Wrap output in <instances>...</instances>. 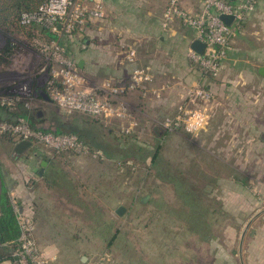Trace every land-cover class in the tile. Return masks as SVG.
Listing matches in <instances>:
<instances>
[{"label": "rangeland", "instance_id": "obj_1", "mask_svg": "<svg viewBox=\"0 0 264 264\" xmlns=\"http://www.w3.org/2000/svg\"><path fill=\"white\" fill-rule=\"evenodd\" d=\"M6 1L0 0L1 6ZM69 1L91 12L98 6L102 13L85 11L60 33L40 22L0 27V183L3 177L20 222L32 230V240L50 264H224L225 251L239 247L241 233L257 209L251 203L258 202L263 207L260 211L264 209V190H258L256 182L250 191L241 190L246 155H264L260 141L264 129L259 138L253 125L258 114L264 120V79L256 74L264 60L250 57L253 49L264 52V46L254 44L264 41L262 0L238 12L237 18H245L229 38L230 53L222 60L214 83L209 75L199 80V73L182 80L172 77V65L168 76L154 75L152 67L141 66L143 62L133 67L129 78L113 64L98 74L105 64L88 63L82 72L78 51L86 34L93 35L89 31L106 29V38L117 37L125 47L121 53L127 51V58L134 54L131 59L137 62L134 39L137 47L149 38L153 41L161 24L167 26L161 32L165 38L192 28L177 19L165 21L171 0ZM182 2L178 0L179 6L190 15L197 13L188 9L192 0ZM150 24L154 27L147 30ZM163 60L159 54L154 57L155 64ZM67 64L78 75L79 84L69 87L68 81L57 77L60 91L50 94L52 74L65 72ZM250 68L255 71L252 75L247 74ZM141 70L150 80L129 84L134 72ZM196 84L210 94L208 100L192 103L189 91ZM76 92L88 96L80 101L73 96ZM251 93L252 109L247 111ZM23 113L33 122L42 121L45 129L59 125L87 130L100 146L120 158L124 147L133 145L150 153L114 160L101 149L82 148L73 134L63 138L43 134L20 117ZM185 114L202 121L197 123ZM178 119L191 122L188 131L182 122L176 126ZM22 140L32 146L17 155L14 148ZM155 154L158 159L152 162ZM46 160L52 163L46 179L57 190L48 191L51 209L40 226L36 213L44 214L46 203L38 201L45 181L38 173ZM255 167L264 171V161ZM187 187L194 190V204L181 197ZM247 194L253 198L247 199ZM120 207L124 209L121 216L117 214ZM50 228L52 239L46 238ZM212 241L220 251L218 260H213ZM50 244L56 246L53 253L45 247ZM82 257L88 262H82Z\"/></svg>", "mask_w": 264, "mask_h": 264}, {"label": "crops", "instance_id": "obj_2", "mask_svg": "<svg viewBox=\"0 0 264 264\" xmlns=\"http://www.w3.org/2000/svg\"><path fill=\"white\" fill-rule=\"evenodd\" d=\"M181 4L183 5L182 0ZM194 4V5H193ZM188 5V9H193L191 11L193 12H199L202 8V0H192L191 3H187ZM262 7H264V0H262L261 2ZM176 21H178L180 24L184 25L182 21H180L179 19H177ZM174 22V21H172ZM153 28L154 26L152 24H150L147 28V30H150L149 28ZM166 25H160L159 27L157 26L156 28H158L157 32L159 33V36L156 39L152 41H149L146 43V41L137 47L136 43H137V39H134V42L132 43V46H135V48H137V53H138V60L137 62H131L129 61V58H127L125 56V54H127V51L125 52V54L123 55L121 53L122 49H125L123 43L121 44V41L118 40V38H113V39H109L106 38V34H107V30L100 28L97 32H91L93 35L89 36V34L87 33L86 37L81 41V46H80V50L78 51V53L80 54V58L78 59V67L82 72L87 71V65L88 63H103L105 64V66H100L101 69H98V74L99 73H104L106 71H108V65L109 64H113L114 66H116L118 73L122 72L123 70H125L127 72V76L128 78L131 76L132 71L135 69L133 68L134 66L136 67V64L139 62H143L141 64V66H149L151 68L150 73L152 72V69L155 71L154 75L156 74H161L162 76H168L167 74L170 73L168 72V68L171 67L170 65H172V73H170V75L172 74V77H176L177 79H181V77H185L187 75H189L190 73H194L196 74V76L199 73V80L201 79L200 77H203L204 74L202 73V70L200 69V67L198 66L197 63H195L190 54H191V44L193 41L197 40V35L196 32L192 29L187 30V32L185 31L183 34H170V36H167V38H165V35L162 34L161 32L164 30L166 32ZM116 31V29H115ZM160 34H162L160 36ZM264 42V41H263ZM262 41H258V42H254L255 46L258 45L259 46H264ZM74 43V42H73ZM76 43H74L75 45ZM79 44V43H78ZM122 48V49H121ZM255 49H253V52H251L250 57L251 58H255L261 56L262 59L264 60V52L263 53H259V52H255ZM230 53V51H229ZM159 54V57H162V60L165 58V60H163V64H159V62L156 61L157 64H155L154 62V57L157 58V55ZM262 54V55H261ZM123 55V56H122ZM264 64V61H261ZM159 64V65H158ZM264 67V65H260L258 66L256 69V74L258 75L259 79H264V76H262L259 73L260 68ZM158 69V71L156 70ZM101 70V71H100ZM251 71H248L247 74H253L252 69L250 68ZM101 75V74H100ZM99 75V76H100ZM117 75V74H115ZM253 77V76H252ZM120 79V78H118ZM211 79H213V83L215 81L214 77H212ZM109 80V79H108ZM198 81V80H197ZM262 81V80H259ZM256 82V84L259 83ZM104 84V83H103ZM117 84H121V81L118 82ZM213 87V85L211 86ZM43 98V97H42ZM253 96L252 93L249 94L247 96V106L248 109L247 111H249L250 109H252L251 106V100H252ZM45 101H49L47 99H44ZM260 116H262L261 114H258L257 116V120L255 123H253V125L256 126L257 129V133L256 136H260L261 134V129L264 128H260L261 126L264 127V120H259ZM253 120V119H252ZM251 120V121H252ZM250 121V122H251ZM260 138V137H259ZM260 141H262L264 143V135L261 136ZM249 158V159H248ZM244 159V158H243ZM245 160H249V162L243 160V166L244 169L242 173V181H241V190H245V191H250V189H253V183L256 182L258 184V190H264V171L260 170L259 167H255L257 165H259L261 162L264 161V155L263 154H247L245 157ZM254 161V162H253ZM42 162H46V166L44 167V171L42 174L38 173V177L40 179H42L44 181V183H42L43 186H41V188H39V190L41 189L42 194L38 197V201L41 202H45L46 204H43V206H45L46 212L44 214H42L41 210H38L36 214H40L39 215V224H41L40 226H44L42 225V223L44 224V222L47 220V213H49V208L48 207V198L51 197L48 194V191L51 190L53 191L54 189L57 190L54 187V184L50 183V180L46 179L47 175V171L49 170V167L52 165L51 161H42ZM41 162V163H42ZM226 165L227 162H225ZM248 164L247 167H245ZM42 167V166H41ZM255 169V170H254ZM52 170V169H51ZM53 175V174H52ZM48 181V182H46ZM38 188V187H37ZM35 189L36 191L38 189ZM73 190L76 189V186L72 187ZM247 199H252L253 197L249 194L246 195ZM246 198H244V200H246ZM256 207L257 209H255V213H253V215L249 218V220L247 221V224L253 219L251 225L249 226L248 230L245 232V235H243L244 231L241 233V239H242V235H243V246H242V250L240 251V248H234V247H230V249H227L225 252L224 256V264H264V209L262 211H260L261 208V204L256 202V203H251V206ZM255 214V215H254ZM259 214V215H257ZM257 215V216H256ZM47 222V221H46ZM45 230H48L45 227ZM46 238L52 239V231L50 228V231H47L46 234ZM215 244L213 243V241L211 242V246L215 249L216 251V245H212ZM46 248H48L52 253L54 252V250H56V246L53 244L50 245H45ZM220 252V251H218ZM217 251L214 252L213 255V260H218V253ZM220 256V253H219ZM223 258V257H222ZM82 261V260H81ZM88 262V260L86 261ZM84 262V263H86ZM1 264H13L10 261H3ZM213 264V263H212Z\"/></svg>", "mask_w": 264, "mask_h": 264}, {"label": "built area", "instance_id": "obj_3", "mask_svg": "<svg viewBox=\"0 0 264 264\" xmlns=\"http://www.w3.org/2000/svg\"><path fill=\"white\" fill-rule=\"evenodd\" d=\"M254 2L255 0H202L201 10L195 15H190L179 6L178 0H171L165 10L164 18L166 22L179 19L184 25L191 27L197 33V40L204 42L207 45L206 51L203 56L197 55L191 51L190 56L196 61L204 76L209 75L211 77H215L216 72L221 67L222 60L226 57V55H228L229 38L233 34V31L240 27L238 21H242L241 19L245 18L244 15L237 18L238 12H245L247 6L253 4ZM85 11L92 14L96 12V16H98L99 13H102L101 9H98V6H96L92 10L93 12H91V10L87 9L86 6L80 10L77 6L75 7L72 5L69 0H46L44 4L37 9V11L23 13L20 17V21L24 25L40 22L44 26L48 25L52 27L55 33H60L64 28L69 30L70 23L78 19L77 16H79V14L82 15ZM222 15L233 16V22L230 25H226L220 20V16ZM133 55L134 54H132V56ZM132 56L129 57V61L131 62H133L131 59ZM65 68H67V70L65 72H61V74L54 72V74H52V80H50L49 77L50 81L48 85L50 94L60 91L59 87L61 84H59V81L56 80L57 77L68 81L67 85H69V87H76L79 84L80 79L73 71L72 67L67 64V67ZM145 74L147 75L148 73ZM149 80V77L144 75V71H135L129 84L132 82L134 86H137L139 83L143 84ZM198 86L199 85L196 84L193 89L189 91V99L192 103H195L198 100H203V98H206L207 100L210 98V94L206 92L205 89ZM81 93L82 92H76V94H73L74 98L78 97L80 98V101H82L83 98L88 96H84V94ZM186 114L185 116L190 118V120L197 123L202 121L199 117L194 118V116H187L188 114ZM178 121L179 122L176 121V126H181L180 122H182V127L187 131L189 130L188 124H191V122L185 123L184 119L181 121L178 119ZM54 137L63 138L64 136ZM78 145L82 148H88L80 141L78 142ZM18 220L22 233L19 240L20 246L14 253L16 262H14V264H17V262L18 264H50L44 261L43 256L40 254L35 242L31 238L32 230L20 222L21 219L19 214ZM102 260H105V258Z\"/></svg>", "mask_w": 264, "mask_h": 264}, {"label": "trees", "instance_id": "obj_4", "mask_svg": "<svg viewBox=\"0 0 264 264\" xmlns=\"http://www.w3.org/2000/svg\"><path fill=\"white\" fill-rule=\"evenodd\" d=\"M45 0H7L4 6L0 4V27L10 28L13 26L17 28L20 26V17L25 12H35L43 4ZM20 117L30 120V123L36 129H39L43 134H51L55 136H63L73 134L77 136L78 140L83 143L89 149H101L105 153L104 155L117 159L119 154H111L107 148L100 146L96 137L89 131L81 129L80 127H63L56 126L55 130L45 129L42 127V121L38 120L33 122L27 114H20ZM39 126V127H38ZM125 152L121 155V158L137 157L140 154L144 157L149 156L148 150L136 145H133L130 149L124 147ZM117 156V157H116ZM158 154L152 156V162H156ZM1 176V175H0ZM0 183V264L3 261L15 262L14 253L20 246L21 227L18 220V213L16 212L14 205L11 201L10 191L3 177H1ZM194 190L192 188H186L181 196L187 202H194L196 199ZM194 204V203H193ZM192 204V206H193ZM204 225V224H203ZM200 226V224H198ZM196 229V226L190 228L191 232Z\"/></svg>", "mask_w": 264, "mask_h": 264}, {"label": "water", "instance_id": "obj_5", "mask_svg": "<svg viewBox=\"0 0 264 264\" xmlns=\"http://www.w3.org/2000/svg\"><path fill=\"white\" fill-rule=\"evenodd\" d=\"M220 20L225 23L226 25H230L233 20H234V17L233 16H228V15H222L220 16ZM206 47L207 45L204 43V42H201L199 40H195L192 42L191 44V51H193L194 53H196L197 55H200V56H203L205 51H206ZM259 73L264 76V67L260 68L259 70ZM39 94L44 98V99H47V95L44 94L42 91H39ZM155 131H157V129H155ZM32 146V143L30 141H27V140H22L20 142H18L16 145H15V148H14V153H16L17 155H21L23 152H25L28 148H30ZM46 162H42L41 163V166H42V169L40 170V173L39 174H42L43 173V169L44 167L46 166ZM124 213V209L122 207H120L118 210H117V214L119 216L123 215ZM259 215V214H257ZM256 215V216H257ZM256 217H254L253 219H255ZM253 219L247 224L246 226V229L243 233V235H245V232L248 230L249 226L251 225ZM243 235H242V239L240 241V244H239V248H240V251L242 250V246H243ZM82 262H86L87 261V258L86 257H82Z\"/></svg>", "mask_w": 264, "mask_h": 264}]
</instances>
